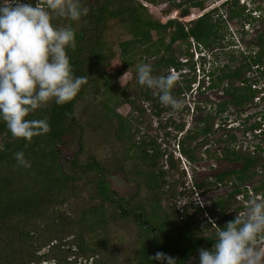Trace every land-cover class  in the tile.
Instances as JSON below:
<instances>
[{
    "label": "trees",
    "instance_id": "trees-1",
    "mask_svg": "<svg viewBox=\"0 0 264 264\" xmlns=\"http://www.w3.org/2000/svg\"><path fill=\"white\" fill-rule=\"evenodd\" d=\"M143 1L158 4L164 0H106L105 3L91 4L88 6L89 15L81 18L83 23L80 28L75 26L74 21L53 18L54 25H71L74 28L75 46L68 47L66 51L74 74L84 77L86 83L72 101L63 105L50 102L26 117L29 120L47 119L51 129L46 134L34 136L31 141L13 137L6 124L0 121V264H159L151 258L157 252L173 257L176 250L174 253L170 250L172 243L174 247L179 246L182 253V260L177 264H199V250L213 247L217 227L223 228L243 209L236 201V195L247 189L245 184L253 183L258 171L264 169V154L260 146L253 151L236 150L228 145L230 142L236 144V135H225L224 158L229 161L241 159L243 167L240 171L233 170L211 181L196 184L200 189L214 184H231L233 187L228 195L208 207L209 210L219 208L220 215L217 227L212 226L213 234L206 236L201 229L193 227L196 216L202 214L199 206L191 214L187 205L182 207V213L176 209L175 198L183 183L184 172L180 169L179 159L172 154L167 155L168 169H165L162 161L166 153L161 149V142L155 137H144L140 144H136L133 125L129 119L115 112L116 106L129 102L133 114L140 113L142 120L151 118L146 124L149 130L159 132L161 128H167L168 123L162 121L160 127H154L152 114L159 117L171 107L161 106L160 100L156 101L150 95L149 88L137 83V66L149 63L153 67V75H167L170 68L181 69L184 66L180 57L192 56L189 50L191 38L207 47L216 40L219 31L217 20H220V14L214 17L218 8L204 13L187 26L175 18L165 23L154 19ZM170 1L173 6L182 7V16L190 14L191 7L205 8L204 0H194L185 6L177 0ZM22 2L44 5L45 0ZM84 6L87 7L86 4ZM245 9L239 0H234V4L229 5L230 18L243 16ZM115 25L124 27L125 34L129 33L131 37L125 40L120 37L122 32H116V40L107 39V31ZM89 31L91 35H88ZM152 32L158 34L155 41ZM115 44L121 50L123 65L119 71L108 73L107 68L115 55ZM183 44L189 48L183 50ZM136 56H139L137 61ZM257 60L260 61L259 58ZM252 65L247 61L236 70L228 67L223 74L220 73V66L214 70L215 77L205 89H218L228 98L217 103L215 111H208L194 128L186 130L185 137L180 140V150L188 161L200 160V148L214 134L216 120L226 109H230V105L242 109L254 103L259 91L252 88L247 77ZM129 69L133 70L132 81L128 84L131 92L124 90L121 93L112 81ZM261 74L258 81L264 80V73ZM182 81L185 84L175 83L178 86L172 90L174 97L189 89L195 78ZM99 82L102 84L99 85ZM97 93L106 95V100H97ZM88 94L90 98L86 97ZM141 99L155 101L152 102L151 113L138 102ZM83 103L101 106L102 111L98 114L101 120H97L95 129L104 128L112 133L113 139L98 134V130L87 132V125L80 121L83 117L76 115L79 109L80 114L90 110ZM196 108L202 109L200 104ZM174 127L175 130H184L185 122H175ZM260 127L259 121L249 130L253 133ZM76 137L78 151L67 161L73 169L72 173H68L62 168L59 147L69 138ZM89 139L97 142L95 147L99 150L109 144L112 155L107 159L93 156V150H86ZM19 151H23L25 158L31 162L30 168L18 165L15 153ZM114 169L124 171L126 179L137 185V193L131 198H117V192L111 189L108 173ZM173 170L180 176L170 181L175 175ZM263 189L264 182L253 187L255 195ZM86 196L90 200L85 199ZM166 198L169 202L164 207ZM96 200L98 204L95 205ZM129 205L132 209L126 208Z\"/></svg>",
    "mask_w": 264,
    "mask_h": 264
},
{
    "label": "clouds",
    "instance_id": "clouds-1",
    "mask_svg": "<svg viewBox=\"0 0 264 264\" xmlns=\"http://www.w3.org/2000/svg\"><path fill=\"white\" fill-rule=\"evenodd\" d=\"M228 1L224 0L219 5L213 3V6L199 17L213 9L219 8L220 10ZM253 2L254 0H242L241 3L250 8L248 11V15L251 17L250 21H245V24L248 22L250 28L253 21L259 19V13L254 12ZM148 8L150 9V7ZM151 8L155 9V7ZM89 12L90 9L84 6L82 0H45L44 5H40L38 2L35 4L25 3L22 0H0V121L6 124L13 137L31 141L34 136L48 133L51 129L47 119L29 120L26 117L37 109L47 106L50 102L63 105L72 101L79 93L82 85L86 83L84 77L74 74L66 51L68 47L75 46L76 33L74 28L71 25L63 27L54 25L52 20L54 17H59L75 22L88 16ZM185 16L176 17L174 15L169 18H175L182 23H190L198 18L189 21L180 20ZM244 28H246L245 25ZM190 41L191 45H194V50L190 48L192 56H186L185 59L180 60L184 64L181 69L172 67L167 75L155 76L152 65L143 63L138 65L136 70L137 83L149 89H157L160 93V102L174 110H179L182 107L172 95V89L177 81L181 84L182 80L186 78H195L191 87L182 93V97L186 98L184 105L188 109L190 106L187 97L199 96L211 91L205 88L215 77V69L212 67L213 64L206 46L198 44L192 38ZM193 53H197L198 57H194ZM197 67L200 68L201 72L196 71ZM258 68L259 66L253 64L250 71L253 73ZM250 71L247 73L249 82L259 86L264 83V80L263 82L251 81ZM197 75H201V77L197 78ZM203 81L204 84L202 85ZM193 86L197 88L195 95L191 91ZM255 89L259 91L258 95L262 91V88ZM260 101H255L254 98L255 105L259 104ZM192 103L195 104V109L200 101L195 100ZM202 105L204 104H200L201 108H205ZM262 126L264 128V124H261V129ZM258 130L259 128L254 129L255 133H251L250 130V133L252 135L260 134L256 132ZM178 132L180 134L176 144L181 154L175 158L181 161L183 154L180 150V140L183 138V130ZM242 143L243 141L240 144ZM15 159L18 165L24 168L31 167V162L25 158L23 151L16 152ZM183 170L189 174L184 163ZM261 173L262 170H259L256 176ZM251 184L253 185L254 182L246 183L247 189L236 195V199L240 201L248 202L250 198L252 199L249 200L246 210L243 211L242 209L234 220L227 222L223 228H220L217 227V220L213 221L207 216V221L213 227H217V230L213 247L199 250V264H262L264 262V251L256 247L257 239L264 236V189L255 195L253 187L256 184L253 186ZM195 188L196 183L193 189ZM195 204L201 208V216L205 219L204 215L208 214V207H212L211 204L206 206H201L197 202ZM196 206H194L195 210ZM151 260H155L159 264H177L174 257L162 252H157Z\"/></svg>",
    "mask_w": 264,
    "mask_h": 264
},
{
    "label": "rangeland",
    "instance_id": "rangeland-1",
    "mask_svg": "<svg viewBox=\"0 0 264 264\" xmlns=\"http://www.w3.org/2000/svg\"><path fill=\"white\" fill-rule=\"evenodd\" d=\"M106 0H82V2L84 4L87 5V7L91 6V4H101V3H105ZM175 1V0H174ZM257 4L261 5L264 4V0H254ZM176 2V1H175ZM185 2V1H183ZM204 4L206 8H210L213 6V3H215V0H204ZM144 5H147L148 7H150V10L148 7V12H150L154 17V19H160L159 21L162 23H165L166 21H168L171 18L170 17L171 13H173L174 11V15L177 17H180V11L182 9V7H175L173 6V2H171L170 0H164L161 3L158 4H154V3H150L148 1H143ZM168 3H170V6L168 5ZM240 3H242V0H240ZM187 5V4H186ZM151 7H158V10H155L154 8ZM169 7V8H166ZM219 9V8H218ZM171 11V12H170ZM194 13L195 17H199L198 15H201L203 13L202 9H200L199 7H191L190 8V13ZM220 14V20H217V23L219 25V31L217 33V38L216 40L213 41V47H210V49H207L208 53H211L212 51H217L220 52V47H226V50H232V46H227V39L232 41L230 43H234L233 45L235 46V49L242 47L243 49H246L245 46H248V48H252L255 50V39L253 36V32H251V28L250 26H245V29H249L250 31L247 32V34H243L240 32L242 31V28H244V26L241 27V24L239 25V21H241V19H234V20H230L228 18L229 13L226 11L225 8H221L220 10H217L215 12L214 17L216 16V14ZM228 19L229 20V24L225 23V20ZM246 20V19H245ZM248 21V20H247ZM75 26L77 28H80L82 26V19L79 21H75ZM242 23V22H241ZM184 24H186L188 26L189 23L184 22ZM124 28V27H123ZM120 25L117 26L115 25V27H113L112 29H109L107 31V39H114L116 40V37H114L117 33L122 32V35L120 36L122 39L126 38H130L131 35L129 33L125 34L126 29H123ZM230 31V32H227ZM90 33V34H89ZM92 32H88V35H91ZM115 34V35H114ZM152 36H153V40L155 41L156 39H158V34H156L155 32H152ZM247 44V45H245ZM199 47V46H198ZM187 48H189L187 46V44H183L182 45V49L183 50H187ZM191 50H194V45H190ZM190 50V49H189ZM190 50V51H191ZM198 50V49H197ZM223 49H221L222 51ZM120 48L117 46V44L114 45V52L115 55L113 56L107 71L108 73H114L115 71H119L122 68V61H121V54H120ZM215 52V53H217ZM194 54V53H193ZM231 54V53H230ZM126 56V55H125ZM239 57H236L237 61L235 62H229V66H234L235 63H237L238 65H240L241 63L247 62L245 59L242 60L240 58V55H238ZM195 57V54H194ZM186 56H182L180 57V60L185 59ZM139 59V56L135 57V61H137ZM243 61V62H242ZM139 63V62H138ZM215 65H212V67H214ZM251 70H252V66H251ZM132 75H133V70L129 69L126 70L124 73H122L117 79H115L114 81H112L114 83V85L118 86L120 88L119 92H123L124 90H126L127 93H130L131 90L128 88V84L132 81ZM249 75L251 77V81L257 80V78H260V74L257 75L256 72H249ZM189 77V75H188ZM201 77V75H197V78ZM263 78V77H262ZM258 81V80H257ZM263 82V79H262ZM102 84V82H99V85ZM181 84H184V82H181ZM178 85H174L173 89H176L175 87H177ZM100 92V91H99ZM150 95L156 100L159 101V91L157 89H150L149 91ZM87 98H90V94H88L86 96ZM96 99L97 100H101L102 102L106 100V95L101 94V93H97L96 94ZM190 99V103L192 104V102H194L195 100L200 101V104H205V108H202L200 110H198L197 108H195V112L193 113L191 110V107H187L184 105L185 104V100L186 98L182 97L181 95L175 96V98L178 100V102L182 105V107L179 110H174V109H169L165 112H163L159 117L158 116H154L152 114V125L154 127H160L159 123L160 121H162L164 124L168 123V127L167 128H161V130L158 132L156 130H149L147 128V122H149V118H147L146 120H142L143 117L142 115L138 112H134V114L132 113V106L129 102H125V103H121L118 106H116V110L115 112L123 117H126L127 119H129V122L133 125V133L135 134V143L136 144H140L142 142V139L144 137H155L157 139L158 142H161V149L163 152L166 153V155L163 157V164H164V168L168 169V162L166 160V156L172 154L173 157L175 158V156H179L181 153L179 152V149L177 147V139L179 138V129L178 131L175 130L174 127V122L178 123V122H185V128L183 130V138L185 137V133H186V129L189 128L192 129L194 128V126L198 123H200L201 118L207 113V111H215L216 109V104L222 102L224 99L228 98L226 96V94L222 93L221 91H219L218 89H212L209 92H205V94L199 95V96H188ZM142 98V95L141 97ZM185 99V100H184ZM86 101V100H85ZM109 101V100H108ZM111 102V101H110ZM138 102H141L143 107L147 110L148 113L150 109L152 110V102L150 100H138ZM155 102V101H154ZM153 102V103H154ZM94 104V103H93ZM162 104V103H161ZM83 106H88L90 107V110H85L83 111V114H80V109L77 110V116H81L83 117L82 120H80L81 122L83 121L87 128V132L88 131H92L95 130L98 132V134H102V135H106V137L108 139H113V137L110 135L112 134L111 132L109 133L108 131H105L104 128L101 129H95V125L97 120H101V117H99V113L102 111L101 110V106L99 105H88L86 103H83ZM163 106V104L161 105ZM233 107V105H230V109H226V111L221 114V118L216 120V124H219V128H216L215 125V133L210 135L207 139V143L206 146H203L200 148L199 150V155L202 158L203 156H205L204 154L209 155V153L212 154H217L218 151L221 150L222 144L219 141V139L224 138L225 135H228L230 133H233L236 135L237 139L236 142H240L243 141L242 144H239V146L241 145L242 150H251L253 151L252 147H254V150H258V146H260L259 149L264 150V132H260V134H256V135H252L250 133V126L255 124L256 122H259L261 120V124H264V120H262V115L264 114V101H260L259 104L255 105V102L253 104H247L244 107L241 108H237L235 109ZM146 112V116L148 115V113ZM206 112V113H205ZM130 116V117H129ZM142 117V118H141ZM170 117H172V120H170ZM226 117V118H225ZM151 119V118H150ZM139 120V121H137ZM106 122V121H105ZM129 123V124H130ZM91 124V125H90ZM229 124H233L234 126L231 128H228ZM90 125V127H89ZM139 126V127H138ZM172 126V127H171ZM89 127V128H88ZM170 129V130H169ZM246 129V130H245ZM262 129L263 126H262ZM188 130V131H189ZM169 133V134H167ZM253 133H255L253 131ZM246 134H249L246 135ZM127 136H129V133H126ZM77 136V135H76ZM95 137V135H93ZM182 138V139H183ZM77 137L75 139H70L69 141L61 144L60 145V155H61V160L60 161L62 163V168L68 172V173H72L73 169L70 167V164L67 162L70 158H72L75 153L78 151V142L76 141ZM96 141H98V135L96 137ZM96 141H92L89 139L88 143L86 144V150H93L91 151V153L93 154V156H97L98 158L101 159V157L103 159H107V157H110L112 155V152L109 151V144L108 145H103L100 150L98 148H96ZM109 143V142H108ZM229 146H233L234 144L232 142L228 143ZM207 147V148H206ZM208 150V152H207ZM87 157V154H86ZM183 159L180 161L179 160V166L180 169L183 170V163L185 164V166L188 168L189 170V174H187V172L185 170H183L184 172H182V178H183V183L179 186L178 188V195L175 198L177 207L176 209L179 210L180 213H182L183 211V206L187 205L188 206V213L191 214L195 211V207L196 206V202L200 203V205L206 206V205H212V203H214L215 201H217L218 199H222L224 198L226 195H228V193L233 189V187L229 184L227 185H212L209 186L208 188H203V189H198L197 187L195 189L194 185H195V178H194V171L192 172L190 167L192 168V164L182 155ZM82 158H85V156H83ZM208 158V156H207ZM176 159V158H175ZM183 162V163H182ZM215 168H219L221 166V163H215V161L213 162ZM201 172L200 174H197V181L201 182V181H211V179H213L215 177V173L217 170L214 169H210L209 168V164L208 161L204 164L201 165L200 167ZM262 170V173L259 174L258 176L255 177L254 180V184H259L264 182V169H260ZM79 172V171H77ZM173 173L175 174L174 177H172L171 179H169L170 181L173 180H177L178 177L180 176L179 173H177L175 170H173ZM91 177H94L93 175ZM177 177V178H176ZM108 178L110 180V184H111V189L117 192L116 197L119 198L120 196H126V198H131V196H134L137 193V185L134 182H130L126 179L125 176V172L120 170V169H114L113 172L108 173ZM191 178V180H190ZM253 184V185H254ZM252 185V184H251ZM252 185V186H253ZM95 187V186H94ZM227 193V194H226ZM264 195V192H263ZM85 199L90 200L87 196L85 197ZM252 198H250L249 200H251ZM166 201L163 202V206L165 207L166 204L169 202V199L166 198ZM248 200V202H249ZM237 202H240V206L243 207V211L246 210L247 201H240V200H236ZM75 202V201H74ZM94 204H98V200H96L94 202ZM83 205V204H82ZM81 205V206H82ZM237 205V204H236ZM234 205V206H236ZM129 207L131 208L132 206L129 205L126 208L129 209ZM132 209V208H131ZM133 210H135V208H133ZM219 208H215L212 209L211 211L209 210L208 214H205V219L203 218V216H196V222L193 224V227H195V229L197 230H202L204 235H209V234H213L214 230L212 229V225L211 223H209L207 221V216H209L213 221H216L219 219V214H218ZM156 222H158V219L156 218ZM208 229V230H207ZM210 236V235H209ZM113 245V243H111ZM169 245V244H168ZM175 244L173 245L170 244V250L174 253V250H176V253H174L173 257L177 260V262L181 259V252L179 251V246L174 247ZM256 247L262 251H264V236H262L261 238H258L256 241ZM167 250V249H166ZM199 255V253H198ZM182 260V259H181ZM180 260V261H181ZM193 260V259H192ZM197 259L194 260V262ZM190 262H187L186 264H189ZM191 264V263H190ZM193 264V263H192ZM262 264H264V262H262Z\"/></svg>",
    "mask_w": 264,
    "mask_h": 264
},
{
    "label": "flooded vegetation",
    "instance_id": "flooded-vegetation-1",
    "mask_svg": "<svg viewBox=\"0 0 264 264\" xmlns=\"http://www.w3.org/2000/svg\"><path fill=\"white\" fill-rule=\"evenodd\" d=\"M194 0H189V1H185V2H181L179 0H177L178 3H185L183 6H185L187 3H190ZM230 2V3H229ZM239 3H240V0H239ZM233 5L234 4V0H229L227 3L224 4V6L222 8H225L226 11L229 13V5ZM241 4V3H240ZM242 5V4H241ZM253 9H254V12H258V16H259V19L258 20H254L253 23L251 24V32H253V36H254V39H255V50L252 49V48H248V46H245L246 49H243L242 47H239L238 49L236 48L235 49V46L236 45H233L232 41L228 40L227 39V46H232V50H226V47H220V52H217V51H212L211 50V53L209 54V57H210V60H211V63L214 66V69L216 70V68H218V66H220V68L222 69L221 70V74H223L224 71L227 70L228 67H231L233 70H236V67H238L239 65L237 63L234 64V66H229V62H235L237 61L236 57H239L238 55H240V58L242 60H246V61H250L252 62L253 64H255L256 66H259V68L255 71L256 73H259L261 74L262 72L264 73V39L262 40L260 37H263L264 38V4H257L255 1L253 2ZM250 10L249 7H246V9L244 10V14L243 16H240V17H236V18H230V15L228 16V18L230 20H234V19H241V21H239V25L241 24V27L242 26H248V22L250 21L249 19L251 18L250 15H248V11ZM245 19H248L249 21L245 24ZM229 20L226 19L225 20V23L229 24L228 23ZM242 22V23H241ZM250 31L249 29H245V28H242V31L240 32L241 33H245L247 34V32ZM227 32H230V31H227ZM214 41V40H213ZM247 45V44H245ZM210 47H213V42L211 44H208V46L206 47L207 49H210ZM221 49H223L221 51ZM217 52V53H215ZM231 53V54H230ZM259 58L260 61H258L257 59ZM257 60V62L255 63L254 61ZM243 62V61H242ZM245 63V61H244ZM262 75V74H261ZM225 100V99H224ZM223 100V101H224ZM235 110V109H234ZM208 112V111H207ZM206 113V112H205ZM215 133V132H214ZM231 134V133H230ZM212 135V134H211ZM221 144H222V147H221V150L218 151L217 154H212V153H209L208 158L206 156V154H204L205 156H203L202 158H200V160L198 161H195V162H190L192 164V168L190 167L191 171L194 173V178L196 180V184H200L204 181H201V182H198L197 181V174H200L201 172V165L206 163L208 161V164H209V168L210 169H214V170H217L216 173H215V177H218L219 175H222L224 173H228L230 171H240L243 167V161L240 159V160H237V161H229L227 158H224L223 156V150H224V147L227 145V138L224 137V138H221L219 139V141ZM239 144L240 142H236V146L233 145L235 147V149L239 150ZM206 146V145H205ZM231 146V147H233ZM207 148V147H206ZM263 151V154H264V150ZM215 163H218L220 162L221 163V166L219 168H215L214 166V162ZM219 164V163H218ZM213 180V179H211ZM219 185V184H218ZM230 187H231V184H229ZM220 186V185H219ZM227 194V193H226Z\"/></svg>",
    "mask_w": 264,
    "mask_h": 264
},
{
    "label": "built area",
    "instance_id": "built-area-1",
    "mask_svg": "<svg viewBox=\"0 0 264 264\" xmlns=\"http://www.w3.org/2000/svg\"><path fill=\"white\" fill-rule=\"evenodd\" d=\"M224 0H218V1H216L215 2V5H219V4H221L222 2H223ZM156 10H158V7L157 8H155ZM209 9V7L208 8H206V9H204L203 10V12H205V11H207ZM174 16V14H171L170 15V17H173ZM199 16V15H198ZM169 18V17H168ZM194 18H196L195 17V15H194V13H190V14H188L187 16H185V17H182V18H180V20H182V21H189V20H192V19H194ZM195 57L197 58L198 57V54L196 53L195 54ZM172 71H174V70H172ZM196 71L199 73V72H201V70H200V68L199 67H197V69H196ZM252 88H259V89H261L262 88V91H261V93L259 94V95H257L256 97H255V101H260L261 100V97L262 96H264V83L262 84H260V86L258 85V84H256V83H253L252 84ZM191 91H193L192 92V94L193 95H195L196 94V92H197V88H196V86H193L192 87V89H191ZM188 99H189V97H187ZM188 104H189V106L191 107V110H192V112L195 110L194 109V107H195V104L194 103H190V99H189V101H188ZM202 104V103H201ZM203 107H205V104L204 105H202ZM216 125V128H219V124H215ZM234 125L233 124H229L228 125V128H231V127H233ZM257 133L259 132H261V129H259L258 131H256ZM248 136H249V134H247ZM252 149L254 150V147H252ZM259 198L261 197V196H258ZM202 206V205H201Z\"/></svg>",
    "mask_w": 264,
    "mask_h": 264
},
{
    "label": "water",
    "instance_id": "water-1",
    "mask_svg": "<svg viewBox=\"0 0 264 264\" xmlns=\"http://www.w3.org/2000/svg\"><path fill=\"white\" fill-rule=\"evenodd\" d=\"M181 1H189V0H181Z\"/></svg>",
    "mask_w": 264,
    "mask_h": 264
}]
</instances>
